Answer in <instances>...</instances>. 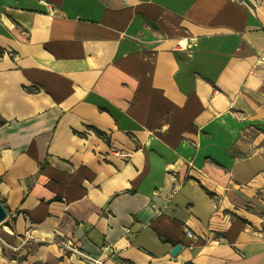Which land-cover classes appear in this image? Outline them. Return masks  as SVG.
<instances>
[{
  "label": "crops",
  "instance_id": "crops-1",
  "mask_svg": "<svg viewBox=\"0 0 264 264\" xmlns=\"http://www.w3.org/2000/svg\"><path fill=\"white\" fill-rule=\"evenodd\" d=\"M69 243L264 264V0H50L41 264Z\"/></svg>",
  "mask_w": 264,
  "mask_h": 264
},
{
  "label": "built area",
  "instance_id": "built-area-1",
  "mask_svg": "<svg viewBox=\"0 0 264 264\" xmlns=\"http://www.w3.org/2000/svg\"><path fill=\"white\" fill-rule=\"evenodd\" d=\"M179 46L181 48H186L187 46H185L184 44H179ZM188 234L190 236H194V233L192 231H188ZM69 248L72 249L74 252L78 253L83 259H85L89 264H107L104 260L101 259H97L94 258L92 256H90L89 254H87L86 252H84L83 250L77 248V246H75L72 243H69Z\"/></svg>",
  "mask_w": 264,
  "mask_h": 264
},
{
  "label": "water",
  "instance_id": "water-1",
  "mask_svg": "<svg viewBox=\"0 0 264 264\" xmlns=\"http://www.w3.org/2000/svg\"><path fill=\"white\" fill-rule=\"evenodd\" d=\"M181 248H182V245H181V244H177V245L173 248V250H172V254H173V255H177V254L179 253V251L181 250Z\"/></svg>",
  "mask_w": 264,
  "mask_h": 264
},
{
  "label": "trees",
  "instance_id": "trees-1",
  "mask_svg": "<svg viewBox=\"0 0 264 264\" xmlns=\"http://www.w3.org/2000/svg\"><path fill=\"white\" fill-rule=\"evenodd\" d=\"M99 133H101V132H99Z\"/></svg>",
  "mask_w": 264,
  "mask_h": 264
}]
</instances>
